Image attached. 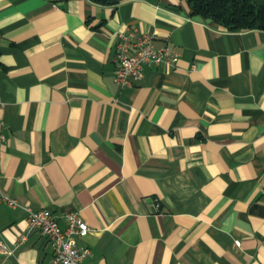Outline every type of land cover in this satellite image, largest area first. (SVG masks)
Masks as SVG:
<instances>
[{
	"label": "crops",
	"instance_id": "obj_1",
	"mask_svg": "<svg viewBox=\"0 0 264 264\" xmlns=\"http://www.w3.org/2000/svg\"><path fill=\"white\" fill-rule=\"evenodd\" d=\"M130 28L179 59L121 87ZM0 122V264H50L24 206L75 211L86 264H264V29L186 0H0Z\"/></svg>",
	"mask_w": 264,
	"mask_h": 264
},
{
	"label": "built area",
	"instance_id": "obj_2",
	"mask_svg": "<svg viewBox=\"0 0 264 264\" xmlns=\"http://www.w3.org/2000/svg\"><path fill=\"white\" fill-rule=\"evenodd\" d=\"M179 59V52L171 49L167 44L155 46L153 34L130 28L117 33V42L114 51V81L121 87L132 85L139 80L144 73L146 64L174 65ZM6 139L3 124L0 122V145ZM0 168V178H1ZM0 198L9 206H16V198L0 189ZM159 201H154L153 207L158 208ZM25 219L31 228H37L53 243V254L50 264H86L84 261L90 254L87 245L79 244L77 239L85 236L89 226L75 211H67L62 214L64 225L59 218L48 208H33L24 206ZM25 235L18 242L25 239ZM238 242V241H236ZM0 249L9 251L0 243Z\"/></svg>",
	"mask_w": 264,
	"mask_h": 264
},
{
	"label": "trees",
	"instance_id": "obj_3",
	"mask_svg": "<svg viewBox=\"0 0 264 264\" xmlns=\"http://www.w3.org/2000/svg\"><path fill=\"white\" fill-rule=\"evenodd\" d=\"M115 4L120 0H92ZM191 13L209 18L229 30L264 29V0H186Z\"/></svg>",
	"mask_w": 264,
	"mask_h": 264
}]
</instances>
